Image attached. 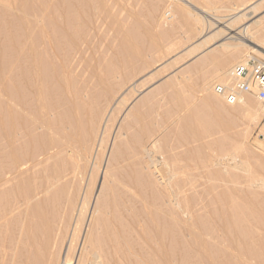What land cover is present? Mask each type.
Instances as JSON below:
<instances>
[{"label":"rangeland","instance_id":"374dc122","mask_svg":"<svg viewBox=\"0 0 264 264\" xmlns=\"http://www.w3.org/2000/svg\"><path fill=\"white\" fill-rule=\"evenodd\" d=\"M255 2L233 31L207 17L212 13L228 22ZM244 25H250L249 35L236 60L230 55L234 48L220 44H240L230 38ZM31 47L41 57L40 70L31 64ZM209 53L226 55L229 71L247 56L264 59V0H0V115L10 124L12 115L28 113L31 125L30 131V125L16 127V143H10L27 158L17 169L19 177L0 179V222L10 223L3 226L0 264L12 259L24 264L28 255L27 264H61L69 245L68 259L74 261L85 237L80 264H264V252L260 256L256 249L264 225L251 215L255 211L264 219V189L259 181L254 188L248 182L250 177L264 180V103L245 97L257 109L251 111L253 120L250 114L244 117V107L219 99L213 85L229 82L212 79L214 65L204 60ZM37 73L46 85L44 110L35 93ZM16 93L27 110L15 106ZM210 97L218 103L205 104ZM194 114L199 129L213 133L200 142L192 132ZM33 119H39L35 127ZM14 132L8 127L7 133ZM3 143L0 154L6 148V155L10 150ZM220 148L236 163L225 152L215 161ZM1 159L0 174L11 165ZM239 163L246 172L234 170ZM169 177L173 190H184L180 199L190 219L168 202ZM33 208L40 210L38 217ZM161 219L168 237L176 239L174 250L156 245Z\"/></svg>","mask_w":264,"mask_h":264},{"label":"bare ground","instance_id":"6f19581e","mask_svg":"<svg viewBox=\"0 0 264 264\" xmlns=\"http://www.w3.org/2000/svg\"><path fill=\"white\" fill-rule=\"evenodd\" d=\"M78 1V0H77ZM204 1V0H203ZM96 2V1H95ZM77 3V2H76ZM92 4V3H91ZM256 5H257V3L255 2V3H253V4H250L248 7H246V8H244V9H239L236 13H235V15H233V16H231L230 17V15L228 16V17H230L229 19H227L228 20V22H222V20H224V19H220V16L218 17L217 15H214V14H212V13H210V16L208 15H206L207 17H209V18H211V16L213 17V18H211V19H213V21L215 22V23H222V27L224 28V29H226V30H229V31H233V30H235V24L237 23V21L239 20V19H241L242 17H248V16H250V14L249 15H246V13H245V11L247 10V9H254L255 7H256ZM82 6V5H81ZM89 7V6H88ZM87 9V8H86ZM94 9V8H93ZM69 10H70V8H69ZM98 10V9H97ZM94 11V10H93ZM96 11V10H95ZM89 12H90V10H89ZM203 13H205V12H203ZM181 16V15H180ZM74 17V16H73ZM188 17H189V14H188ZM187 17V18H188ZM84 18V17H83ZM104 18V17H103ZM226 18V17H225ZM190 19V18H189ZM188 20V19H187ZM220 20H221V22H220ZM226 20V19H225ZM224 20V21H225ZM94 21H96V20H94ZM108 23V22H107ZM161 26V25H160ZM169 26V25H168ZM167 27V26H166ZM249 28H250V25H244V26H242V27H239L236 31L237 32H235V34L230 38L231 40H234V41H238L240 44H236V45H229V44H223V43H221L220 45H222L223 46V48H225L226 50H231L230 48H234L232 51H230L231 53H230V55H232V57L234 56V58H236V60H237V58H238V56H240V54H242V49H240V46H245V44L243 43V42H245L246 41V39L244 38V37H246V36H248L249 35ZM162 29V28H161ZM166 31V30H165ZM252 34V33H251ZM219 34H217V35H215L214 37L216 38L217 36H218ZM253 35V34H252ZM139 36V35H138ZM124 40H125V38H124ZM207 39H204L203 40V44L202 45H206L207 44V41H206ZM140 41V40H139ZM138 41V42H139ZM127 43V42H126ZM144 43V42H143ZM123 44V43H122ZM151 45V44H150ZM201 45V46H202ZM32 46L34 47V44H32ZM222 46H220V47H222ZM148 47H149V45H148ZM246 47H248V46H246ZM35 48V47H34ZM126 49V48H125ZM129 49V48H128ZM248 49L249 50H251V51H253L254 53H256V54H259V52H257L256 50H254L253 48H249L248 47ZM127 50V49H126ZM131 50V49H130ZM225 50V51H226ZM138 51V50H137ZM189 51V50H188ZM134 52V51H133ZM30 53H31V64L33 65V67H34V69L36 68V69H38V70H40L39 69V65H40V63H39V60L41 59V57H40V55H39V53H36V51L34 50V49H32V47L30 48ZM220 53V52H219ZM122 54V53H121ZM213 55V54H212ZM214 56V55H213ZM213 56H211V54L209 53V56H207L206 55V57L204 58V60H210L212 63V65H214V70H213V72H212V74H211V76H212V79H214V81L216 80L217 82H223L225 79L229 82V84H227V85H223V84H221L222 86H228V85H230V84H233L234 82H235V78L233 77V74H232V70H233V68L238 64V63H243V62H245L250 56H247L246 57V59H243V60H240V61H237V63H236V65H234V67L232 68V70H228L229 68H230V64L231 63H229V62H231V61H229L228 59V61L226 60V55L225 56H221L220 58H217L216 56V58L215 57H213ZM223 57H224V59H223ZM173 60V59H172ZM208 60V61H209ZM232 60V59H231ZM77 61V60H76ZM133 61V60H132ZM134 62V61H133ZM125 63V62H124ZM200 63L201 64H203L204 63V61L202 60V62L200 61ZM127 64V63H126ZM198 64V63H197ZM207 64V63H206ZM206 64H204V65H206ZM234 64V63H233ZM109 66V65H108ZM198 66V65H197ZM205 67V66H204ZM229 67V68H228ZM212 68V67H211ZM106 69H108V67L106 68ZM116 69V68H115ZM205 70V69H204ZM211 72V71H210ZM210 76V77H211ZM36 88H35V93L37 94V100H38V103H39V105H41V110H44L45 109V105H44V100L47 102V95H46V93H44L45 91H46V85H44V83H43V76L41 75V73H37L36 74ZM203 78V77H202ZM207 79V78H206ZM207 83V82H206ZM202 88V87H201ZM215 94V93H214ZM216 95V94H215ZM20 95L18 94V93H16L15 94V101H13L14 102V104H15V106L16 107H18L19 109H21V110H27V108L24 106V101L23 100H21L20 99V97H19ZM251 96V95H250ZM219 97V96H218ZM245 97H247L246 95L245 96H243V101L240 103V104H237V105H239L238 107H244V112L246 113V115L244 116L245 118L247 117V114L249 115L250 114V119H253V120H256V115H254V118H251L252 116H251V114H255L256 113V111H257V109H254L253 110V101H251L249 98H245ZM251 97H254V96H251ZM46 98V99H45ZM173 98V97H172ZM206 99V98H205ZM219 99H222L221 97H219ZM35 100V99H34ZM217 99L216 98H213V97H210V98H208V99H206L205 101H204V103L205 104H211V106L213 105L212 103L214 102V104L216 105V101ZM43 101V102H42ZM218 103V102H217ZM218 105V104H217ZM208 106V105H207ZM222 106V105H221ZM220 106V107H221ZM230 106H232V105H230ZM209 107V106H208ZM235 107V106H234ZM188 108V107H187ZM2 109V108H1ZM13 109H14V107H13ZM235 109V108H234ZM242 110H243V108H241ZM14 110H16V109H14ZM7 111V110H6ZM13 111V110H12ZM251 111H253V113H251ZM23 112V111H22ZM25 112V111H24ZM0 113H3L2 111L0 112ZM30 113H32V112H30ZM36 114V111L35 112H33L32 114ZM260 113H262V114H264V106L263 107H261L260 108ZM6 114V113H5ZM23 113H21V115H22ZM26 114H28V113H24L23 115H22V117L20 116V115H17V114H14V115H12V116H14V118L11 120L10 119V124H9V122H7V123H5V117L7 118L8 116H4V114H3V118L1 117L2 115H0V120L2 119V122H1V124H0V140L2 141V142H0V143H3V145L1 144V146H5V147H7L8 146V149L10 150V151H8V152H10V153H6V155H8L9 154V156H8V160L6 159V155H5V150H6V148H4V151L2 150V154H0L1 156H0V158H2L1 160H2V162H3V160H5L6 162H10L8 165H10L9 166V168L7 167V166H4V167H7V169H2V170H4V171H1V173L2 174H0V175H2L1 177H0V179H2L3 180V176H4V179L5 180H8V181H10V180H13V179H10V178H12V176H15L17 173L19 174V171H17V169L19 170V168L20 167H22V164H25V163H27V162H24V161H27V160H24V159H27L26 157H25V155H24V158H23V152H20L19 153V151H21V150H23L22 148H21V150H19L20 148L19 147H15V146H12L10 143H13L14 142V145H15V141H12V137L13 136H17V135H13V134H15L16 132H14V130H16V127L17 128H19L20 130H21V128H23V127H25V128H27V126H29L30 125V123H29V125H28V121H30V120H27L26 121V119H28V118H26L27 117V115ZM34 114V115H35ZM24 115H26V117L24 116ZM30 115V114H29ZM28 115V116H29ZM198 115V114H197ZM196 114H194V115H192V117H191V119L193 120H191L192 121V123L195 125V128H194V130L192 131L193 132V134L195 135V138H196V141H198V142H200L201 141V138H202V136H207V137H209V135H212L211 134V132H209V131H206L205 133H204V131H202L201 129H199V123H198V116H197ZM10 116H11V114H10ZM32 117H33V115H31ZM36 116V115H35ZM136 116V115H135ZM188 117V116H187ZM36 118V117H35ZM92 118V117H91ZM200 118V117H199ZM30 119H32V118H30ZM37 119V118H36ZM51 119V118H50ZM187 119V118H186ZM218 119H221V118H218ZM247 119H248V117H247ZM259 119V118H258ZM7 120H9V119H7ZM14 120V121H13ZM39 120V119H38ZM37 120V121H38ZM98 120V119H97ZM35 121V122H34ZM35 119H33L32 120V122H31V124L34 122V123H36L37 122ZM217 121V120H216ZM59 122V121H58ZM8 124H9V126H8ZM37 124H38V122H37ZM44 124H46L45 123V121H44ZM47 124H50V123H48L47 122ZM46 124V125H47ZM92 124H93V122H92ZM33 125V124H32ZM35 125V124H34ZM33 125V127H35ZM45 125V126H46ZM52 125V124H51ZM62 125V124H61ZM193 125V126H194ZM9 127V131H11V132H14V133H7L8 132V127ZM48 127H50V125H47ZM30 127H31V125L28 127V130L30 129ZM42 127H44V125L42 126ZM47 127V128H48ZM146 127V126H145ZM85 128V127H84ZM94 128V127H93ZM264 128V127H263ZM41 129V128H40ZM56 129V128H55ZM59 129V128H58ZM24 130H26V129H24ZM37 130V129H36ZM60 130V129H59ZM65 130V129H64ZM17 131V130H16ZM30 131V130H29ZM52 131H54V130H52ZM82 131V130H81ZM85 131V130H84ZM34 132V131H33ZM44 132V131H43ZM63 132V131H62ZM32 133V132H31ZM38 133V132H37ZM46 133V132H45ZM81 133V132H80ZM18 134V133H17ZM21 134V133H20ZM19 134V135H20ZM34 134V133H33ZM39 135H41V132L39 133ZM45 135V134H44ZM62 135H64L63 133H62ZM84 135V134H83ZM22 136H23V134H22ZM26 136V135H25ZM59 136H61V135H59ZM69 136V135H68ZM133 136V135H132ZM55 137V136H54ZM84 137V136H83ZM192 137V136H191ZM206 137V138H207ZM16 138V137H15ZM23 138V137H22ZM33 138V137H32ZM43 138V137H42ZM47 138V137H46ZM59 138V137H58ZM74 138V137H73ZM72 138V139H73ZM88 138V137H87ZM37 140V139H36ZM35 140V141H36ZM41 140V139H40ZM70 140V139H69ZM81 140H82V138H81ZM149 140V139H148ZM17 141V140H16ZM28 141V140H27ZM34 141V140H33ZM32 141V142H33ZM42 141V140H41ZM7 143V145H4V144H6ZM23 142V141H22ZM21 142V143H22ZM66 142V141H65ZM74 143H75V141H73ZM141 142V141H140ZM193 142V141H192ZM27 143V142H26ZM44 143V142H43ZM56 143V142H55ZM58 143V142H57ZM81 143V142H80ZM23 144V143H22ZM31 144V143H30ZM59 144H61V142H59ZM68 144H69V142H68ZM86 145H88V144H86ZM85 145V146H86ZM26 146V145H25ZM25 146H23V148H25ZM27 146H29V145H27ZM26 146V147H27ZM36 146H38V145H36ZM43 146V145H42ZM222 146V145H221ZM15 147V148H14ZM152 147V146H151ZM220 147V146H219ZM2 148V147H1ZM17 148H19V149H17ZM36 148V147H35ZM71 148V147H70ZM73 148V147H72ZM205 148V147H204ZM226 148V147H225ZM57 149V148H56ZM88 149H90V148H88ZM206 149V148H205ZM228 149V148H227ZM230 149V148H229ZM75 150V149H74ZM86 150V149H85ZM25 151H27V150H25ZM36 151V150H35ZM78 151V150H77ZM92 151V150H91ZM63 152V151H62ZM88 152L90 153V151L88 150ZM119 152V151H118ZM205 152H207V153H205L206 155L204 156V157H206L207 155H208V153H210L211 152V149H208V151H206L205 150ZM213 152V151H212ZM228 153V154H230L229 152H226V150H223V148H220L219 149V153L218 154H216L217 155V157H216V159H214L215 161L216 160H218L219 161V159L221 158V157H223L224 155H226L225 153ZM41 153V152H40ZM48 153V152H47ZM222 153H224V154H222ZM25 154V153H24ZM61 154H63V153H61ZM87 154V153H86ZM33 155H34V153H33ZM221 155V156H220ZM232 155V153L230 154V156ZM72 156V155H71ZM136 156H138V155H136ZM175 156V155H174ZM220 156V157H219ZM229 156V155H228ZM28 157V156H27ZM178 157V156H177ZM35 158V157H34ZM34 158H33V156L31 155V159H32V161L34 160ZM47 158V157H46ZM69 158H71V157H69ZM163 158V157H162ZM37 159V158H36ZM60 159V158H59ZM75 159V158H74ZM74 159H73V161H74ZM132 159V158H131ZM223 159H225V158H223ZM222 159V160H223ZM234 157H232L231 156V160H233V162H234ZM71 160V159H70ZM208 159H205V161H206V163L208 162L207 161ZM211 161V158L209 159V164H213V162L215 163V161ZM4 161V162H5ZM164 161V160H163ZM228 161V160H227ZM31 162V161H30ZM194 162V161H193ZM192 162V163H193ZM231 162V161H230ZM75 163V162H74ZM149 163H150V161H149ZM154 163V162H153ZM164 164H165V162H163ZM201 163V162H200ZM234 163H236V160H235V162ZM238 163V162H237ZM2 164V163H1ZM179 164V163H178ZM255 164H257V162L255 163ZM36 165V164H35ZM34 165V166H35ZM63 165V164H62ZM152 165V164H151ZM181 165V164H180ZM215 165H216V163H215ZM259 165V164H258ZM74 165H72L71 166V168L73 167ZM76 166V165H75ZM77 166H78V164H77ZM83 166V165H82ZM179 166V165H178ZM227 166V165H226ZM228 167H229V165H228ZM146 168V167H145ZM226 168V167H225ZM233 168H234V170L235 169H240V170H242V171H245L246 172V170H245V168L243 167V165L242 164H234L233 165ZM22 169V168H21ZM65 169V168H64ZM128 169V168H127ZM186 169V168H185ZM46 170V169H45ZM50 170V169H49ZM58 170V169H57ZM56 170V171H57ZM73 170V169H72ZM136 170H138V169H136ZM139 170H141L140 168H139ZM159 170V169H158ZM174 169H172V171H173ZM178 170V169H177ZM203 170V169H202ZM224 170V169H223ZM75 171V170H74ZM176 171V170H175ZM203 171H205V170H203ZM22 172V171H21ZM178 172V171H177ZM106 173V172H105ZM123 173V172H122ZM151 173H153V172H151ZM186 173V172H185ZM192 173V172H191ZM209 173V172H208ZM217 173V172H216ZM20 174H22V173H20ZM37 174H38V172H37ZM227 174V173H226ZM175 174L173 173V176H174ZM217 175V174H216ZM237 175V174H236ZM126 176V175H125ZM139 176H141V175H139ZM171 176V175H170ZM172 176V177H173ZM191 176V175H190ZM219 176V175H218ZM232 176V175H231ZM15 177H19V175L18 176H15ZM22 177V176H21ZM136 177V176H135ZM175 177V176H174ZM208 177H209V175H208ZM255 177V176H254ZM152 178V177H151ZM210 178V177H209ZM219 178V177H218ZM15 179H18V178H15ZM141 179H142V177H141ZM162 179V178H161ZM193 179V178H192ZM4 180V181H5ZM150 180V179H149ZM152 180V179H151ZM171 179H170V177H169V179H167V181H168V186H167V196H168V202L170 203V204H172L173 206H175L177 209H178V211H180V213L181 214H185V216H186V219H190V218H188V217H190L189 216V212H188V210H186L187 208L186 207H184V202H182V200L180 199V196H181V194L184 192V190L183 191H177L176 190V188H175V190H173V188H172V185H174V183L171 185L170 184V182H172V180L170 181ZM175 180V179H174ZM181 180V179H180ZM190 180V179H189ZM195 180V179H194ZM165 181V180H164ZM182 181V180H181ZM248 181V180H247ZM255 181H259V187L260 188H263L264 189V180H256V178H253V177H250V179H249V185H250V187L251 188H254V187H256V184H255ZM25 182V181H24ZM34 182V181H33ZM137 182V181H136ZM192 182V181H191ZM195 182V181H194ZM197 182V181H196ZM199 182V181H198ZM209 182V181H208ZM247 182V183H248ZM3 183V182H2ZM7 183V182H6ZM10 183V182H9ZM119 183H121V182H119ZM181 183V182H180ZM189 183V182H188ZM204 183V182H203ZM3 184H5V183H3ZM23 184V183H22ZM33 184V183H32ZM175 184H176V182H175ZM34 185V184H33ZM121 185V184H120ZM3 186V185H2ZM139 186V185H138ZM156 186V185H155ZM165 186V185H164ZM193 186V185H192ZM199 186V185H198ZM126 187V186H125ZM174 187H175V185H174ZM178 187V186H177ZM155 188V187H154ZM153 188V189H154ZM187 188H189V187H187ZM187 188H185V189H187ZM196 188V187H195ZM1 189V188H0ZM11 189V188H10ZM59 189V188H58ZM162 189V188H161ZM191 189V188H190ZM189 189V190H190ZM203 189V188H202ZM7 190H9V189H7ZM35 190V189H34ZM141 190V189H140ZM139 190V191H140ZM188 190V189H187ZM204 190V189H203ZM27 191H29V189L27 190ZM48 191V190H47ZM55 191H57V190H55ZM68 191H70V190H68ZM217 191V190H216ZM132 192V191H131ZM154 192H156V191H154ZM5 193V192H4ZM35 193V192H34ZM60 193V192H59ZM126 193V192H125ZM189 193V192H188ZM69 194V193H68ZM142 194V193H141ZM223 194V193H222ZM227 194V193H226ZM197 195V194H196ZM241 195V194H240ZM252 195V194H251ZM2 196V195H1ZM62 196V195H61ZM224 196V195H223ZM243 196V195H242ZM253 196V195H252ZM24 197V196H23ZM69 197V196H68ZM162 197V196H161ZM193 197V196H192ZM198 197V196H197ZM257 197V196H256ZM24 198H26V197H24ZM54 198H56V197H54ZM200 198V197H199ZM255 198V197H254ZM63 199V198H62ZM201 199V198H200ZM217 199V198H216ZM233 199V198H232ZM258 199V198H257ZM4 200V199H3ZM57 200V199H56ZM70 200V199H69ZM136 200V199H135ZM160 200V199H159ZM161 200H163V199H161ZM234 200H236L235 198H234ZM1 201V200H0ZM32 201V200H31ZM30 201V202H31ZM86 201V200H85ZM144 201V200H143ZM148 201V200H147ZM146 201V202H147ZM186 201V200H185ZM208 201H210V199L208 200ZM215 201H217V200H215ZM222 201V200H221ZM15 202H16V200H15ZM26 202V201H25ZM47 202H48V200H47ZM127 202V201H126ZM161 203H162V201H160ZM159 202V203H160ZM165 202V201H164ZM256 202V201H255ZM83 203V202H82ZM155 203V202H154ZM213 203V202H212ZM211 203V204H212ZM237 203V202H236ZM165 204H168V203H165ZM223 204V203H222ZM14 205V204H13ZM26 205V208H27V204H25ZM59 205V204H58ZM138 205H140V203L138 204ZM239 205V204H238ZM37 206V205H36ZM187 206V205H186ZM195 206V205H194ZM241 206V205H240ZM3 207H4V205H3ZM2 207V205H0V211H1V209L3 208ZM29 207V206H28ZM155 207V206H154ZM157 207H159V206H157ZM163 207V206H162ZM166 207V206H165ZM173 208L174 210L176 209V208ZM207 207V206H206ZM221 207V206H220ZM247 207V206H246ZM37 208H38V206H37ZM37 208H33V212L32 213H34L33 215L36 217V215H37V217H38V215H39V211L40 210H38ZM196 208V207H195ZM210 208V207H209ZM239 208V207H238ZM262 208V207H261ZM4 209V208H3ZM12 209V208H11ZM60 209V208H59ZM167 209V208H166ZM244 209V208H243ZM242 209V210H243ZM10 210V209H9ZM116 210V209H115ZM154 210V209H153ZM173 210V211H174ZM235 210H239V209H235ZM138 211V210H137ZM158 211V210H157ZM161 211V210H160ZM199 211V210H198ZM245 211V210H244ZM12 212V211H11ZM194 212H195V210H194ZM236 212H238V211H236ZM235 212V213H236ZM2 213V212H1ZM157 213V212H156ZM158 213H160V212H158ZM179 213V214H180ZM198 213V212H197ZM249 213V212H248ZM7 214V213H6ZM18 214V213H17ZM26 214V213H25ZM57 214H58V212H57ZM70 214V213H69ZM161 214V213H160ZM168 214V213H167ZM172 214H173V212H169V215H171L172 216ZM177 214V213H176ZM179 214H177V215H179ZM206 214V213H205ZM243 214V213H242ZM157 215V214H156ZM234 215V214H233ZM236 215V214H235ZM247 215V214H246ZM251 215L253 216V218H256L257 220H258V222H260L262 225H264V219L262 218V216H260L259 214H257V213H255V211H252L251 212ZM19 216V215H18ZM17 216V217H18ZM47 216V215H46ZM180 216H182V215H180ZM3 216L1 215V218H2ZM69 217V216H68ZM160 218H161V216H159ZM184 217V216H183ZM215 217H216V215H215ZM241 217V216H240ZM5 218V217H4ZM3 218V219H4ZM9 218V217H8ZM15 218V217H14ZM156 218V217H155ZM157 218H158V216H157ZM156 218V219H157ZM171 218H175L174 216L173 217H171ZM225 218V217H224ZM52 219H54V217L52 218ZM162 219H165V218H162ZM162 219H161V221L160 222H162ZM172 219V220H173ZM202 219V218H201ZM59 220H61V219H59ZM166 220V219H165ZM171 220V221H172ZM175 220V219H174ZM173 220V221H174ZM8 222V220H6L5 219V222ZM35 221V220H34ZM53 221V220H52ZM169 221V220H168ZM172 221V222H173ZM207 221V220H206ZM205 221V222H206ZM236 221V220H235ZM2 222H4V221H2ZM2 222H0V224H3L2 226L0 225V245H2L4 242H5V239H4V237H2L3 235H4V233H3V235H2V231H3V229H6L8 226H10V223L9 224H7V222L4 224V223H2ZM17 222V221H16ZM20 222V221H19ZM38 222H39V220H38ZM157 222H158V220H157ZM157 222L155 223H153L154 225L155 224H157ZM163 222H165V221H163ZM163 222L161 223V224H157L156 225V228H155V230H157L156 231V237H155V241H156V245L158 246V248H162V249H164L165 250V248H167V250L169 249V250H174V247L176 246L177 247V245L174 243L175 241H173V240H176V239H173L172 237H171V235L168 237V231H169V228L167 227L168 225H166V223L165 224H163ZM175 222V221H174ZM181 222H182V220H181ZM185 222H187V221H185ZM208 222V221H207ZM23 223V222H22ZM105 223V222H104ZM159 223V222H158ZM199 223H201V222H199ZM234 223V222H233ZM7 224V227L5 226V228H3V226L4 225H6ZM30 224V223H29ZM168 224V223H167ZM226 224V223H225ZM248 224V223H247ZM175 225V224H174ZM173 225V226H174ZM211 224H209V226H210ZM246 225V224H245ZM38 226V225H37ZM143 226V225H142ZM193 225H191L190 227H192ZM201 226V225H200ZM229 226V225H228ZM240 226V225H239ZM167 227V228H166ZM178 228H179V226H177ZM205 227V226H204ZM216 227V226H215ZM236 227V226H235ZM234 227V228H235ZM12 228V227H11ZM10 228V229H11ZM106 228V227H105ZM124 228V227H123ZM171 228V227H170ZM174 228H176V226H174ZM228 228V227H227ZM231 228V227H230ZM229 228V229H230ZM21 229V228H20ZM33 229V228H32ZM168 229V230H167ZM204 229V228H203ZM210 229V228H209ZM225 229V228H224ZM238 229H240V228H238ZM12 230V229H11ZM178 230V229H177ZM20 231V230H19ZM204 231H206V230H204ZM221 231V230H220ZM230 232H231V230H229ZM4 232V231H3ZM38 232V231H37ZM127 232H129V231H127ZM210 232V231H209ZM216 232V231H215ZM7 233H9L10 234V231L9 232H7ZM178 233V232H177ZM185 233V232H184ZM25 234V233H24ZM210 234V233H209ZM214 234V233H213ZM213 234H212V236H213ZM239 234V233H238ZM19 235H20V233H19ZM123 235V234H122ZM150 235V234H149ZM152 235V234H151ZM188 235V234H187ZM189 235H191V234H189ZM25 236V235H24ZM32 236V235H31ZM86 236V235H85ZM209 236V235H208ZM30 237V236H29ZM150 237H152V236H150ZM180 237V236H179ZM183 237V236H182ZM181 237V238H182ZM189 237V236H188ZM216 237H217V235H216ZM223 237V236H222ZM221 237V238H222ZM89 238V237H88ZM92 238V237H91ZM94 238V237H93ZM98 238V237H97ZM176 238V237H175ZM194 238V240H197L195 237H193ZM206 238V237H205ZM213 238V237H212ZM21 239V238H20ZM36 239V238H35ZM102 239V238H101ZM113 239V238H112ZM117 239V238H116ZM127 239V238H126ZM154 239V238H153ZM187 239V238H186ZM191 239H192V237H191ZM190 239V240H191ZM86 240V237L83 239V242H82V245H81V247H80V249L78 250V252H77V254H76V256H75V258H74V261H71V259L69 260L68 259V248L70 249V245L67 247V249L65 248L64 250H63V252H62V258H61V264H80V262L83 260V258H84V252H83V249H84V243L86 242L87 243V241H85ZM185 240V239H184ZM26 241V240H25ZM71 241V240H70ZM88 241H89V243H90V240L88 239ZM102 241V240H101ZM152 241V240H151ZM201 241V240H200ZM216 241V240H215ZM218 241H219V239H218ZM220 241H221V239H220ZM117 242H119V241H117ZM141 242V241H140ZM183 242V241H182ZM32 243V242H31ZM30 243V247L31 248H33V244L34 243H32L31 244ZM88 243V244H89ZM110 243V242H109ZM192 243V242H191ZM194 243H196L197 245H201V247L199 246V248H206L207 249V247H206V245H202L201 243L199 244L197 241H195ZM203 243V242H202ZM210 243V242H209ZM119 244V243H118ZM185 244V246H186V243H184ZM189 244H190V242H189ZM196 244H194V245H196ZM220 244V243H219ZM258 245H257V247H256V249H257V253L259 254L261 251L262 252H264V237H262V239H260V241L257 243ZM127 245V244H126ZM137 245V244H136ZM192 245V244H191ZM217 245V244H216ZM227 245V244H226ZM91 246V245H90ZM193 246V245H192ZM192 246H189V247H192ZM212 246H213V244H212ZM92 247V246H91ZM100 247V246H99ZM144 247V246H143ZM175 247V248H176ZM184 247V246H183ZM196 247V246H195ZM198 247V246H197ZM230 247V246H229ZM37 248V247H36ZM115 248V247H114ZM188 248V247H187ZM52 249H54V248H52ZM140 249V248H139ZM198 249V248H197ZM211 249V248H210ZM15 251L17 250V249H14ZM34 251H35V249H33ZM38 250H39V248H38ZM205 250V249H204ZM219 250V249H218ZM228 250V249H227ZM70 251V250H69ZM117 251V250H116ZM160 251H161V249H160ZM178 251V250H177ZM190 251V250H189ZM188 251V252H189ZM224 251H226V250H224ZM5 252V251H4ZM39 252V251H38ZM143 252V251H142ZM141 252V253H142ZM181 252V251H180ZM210 252V251H209ZM128 253V252H127ZM173 253V252H172ZM217 253V252H216ZM225 253V252H224ZM120 254V253H119ZM154 254V253H153ZM219 254H221V253H219ZM142 255H143V253H142ZM161 255H162V253H161ZM163 255H166V253H163ZM196 255V254H195ZM215 255V254H214ZM213 255V256H214ZM260 255V254H259ZM0 256H1V254H0ZM12 256H14V258H15V256H17V254H13ZM29 256V255H28ZM28 256H25L23 259V262H24V264H27V261L28 260H30L31 258H30V256L28 257ZM216 256V255H215ZM261 256V255H260ZM3 257H5V255L3 256ZM20 257H21V255H20ZM43 257V256H42ZM212 257V256H211ZM25 258H27V259H25ZM128 258V257H127ZM148 258V257H147ZM258 258H259V256H258ZM1 259H2V257H1ZM11 259H12V257H11ZM16 259H17V257H16ZM131 259V258H130ZM153 259V258H152ZM172 259V258H171ZM216 259H217V257H216ZM15 260V259H14ZM13 259H12V261L10 262V263H12L13 264V261H14ZM51 260V259H50ZM49 260V261H50ZM129 260V259H128ZM144 260V259H143ZM60 261V260H59ZM71 261V262H70ZM138 261V260H137ZM186 261V260H185ZM193 261V260H192ZM51 262V261H50ZM214 262V261H213ZM140 263V262H139ZM139 263H137V264H139ZM142 263V262H141ZM144 263H145V261H144ZM157 263H158V261H157ZM218 263V262H217Z\"/></svg>","mask_w":264,"mask_h":264},{"label":"built area","instance_id":"2783aa9c","mask_svg":"<svg viewBox=\"0 0 264 264\" xmlns=\"http://www.w3.org/2000/svg\"><path fill=\"white\" fill-rule=\"evenodd\" d=\"M235 82L228 86L213 85V92L227 105H237L243 96H254L264 103V59L250 56L232 70Z\"/></svg>","mask_w":264,"mask_h":264}]
</instances>
